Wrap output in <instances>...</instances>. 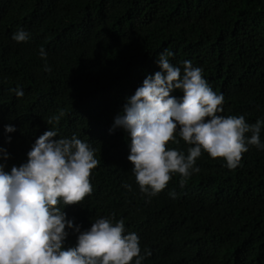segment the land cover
Here are the masks:
<instances>
[{
	"label": "trees",
	"instance_id": "16d2710c",
	"mask_svg": "<svg viewBox=\"0 0 264 264\" xmlns=\"http://www.w3.org/2000/svg\"><path fill=\"white\" fill-rule=\"evenodd\" d=\"M18 29L30 38L12 40ZM164 49L175 65L187 59L201 67L212 90L223 94L220 115L264 120V0H0L5 170L24 162L48 128L59 137L75 133L98 160L91 194L62 208L80 230L97 217L122 218L125 231L138 235L141 254L150 250L142 264H264V150L249 146L233 169L202 151L199 171L183 186L174 174L146 197L126 158L127 132L109 131L126 98L159 70L155 60ZM18 87L23 96L9 91ZM5 124L15 126L7 142ZM177 139L168 147L186 154L190 145ZM67 231L64 247L74 246L76 233Z\"/></svg>",
	"mask_w": 264,
	"mask_h": 264
},
{
	"label": "clouds",
	"instance_id": "9594fccd",
	"mask_svg": "<svg viewBox=\"0 0 264 264\" xmlns=\"http://www.w3.org/2000/svg\"><path fill=\"white\" fill-rule=\"evenodd\" d=\"M29 38L23 29L11 36L16 42ZM38 55L46 60L43 46ZM173 55L169 49L157 55L159 70L145 75L109 128L127 132L126 158L146 197L163 190L174 174L183 186L199 171L196 160L202 151L233 169L249 146L264 150V120L248 123L244 115H220L223 94L212 90L201 67L187 59L175 65L169 59ZM44 70L49 71L46 62ZM176 90L179 96L172 94ZM9 91L17 97L24 94L19 87ZM62 115L50 117L48 123ZM14 130V125H4L6 142ZM177 137L190 145L186 154L168 147L169 142L179 143ZM94 152L75 133L59 137L55 127L36 137L27 159L8 170L10 154L0 147V264H142L151 254L147 248L141 254L138 235L125 231L122 218L113 223L111 217H97L83 230L66 218L63 206L80 203L93 190L89 177L98 164ZM169 195L174 198L176 193ZM68 229L76 233V242L64 247Z\"/></svg>",
	"mask_w": 264,
	"mask_h": 264
}]
</instances>
